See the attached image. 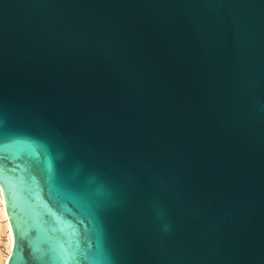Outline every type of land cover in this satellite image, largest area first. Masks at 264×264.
<instances>
[{
	"label": "water",
	"instance_id": "obj_1",
	"mask_svg": "<svg viewBox=\"0 0 264 264\" xmlns=\"http://www.w3.org/2000/svg\"><path fill=\"white\" fill-rule=\"evenodd\" d=\"M0 193L6 264H264V0H0Z\"/></svg>",
	"mask_w": 264,
	"mask_h": 264
},
{
	"label": "bare ground",
	"instance_id": "obj_2",
	"mask_svg": "<svg viewBox=\"0 0 264 264\" xmlns=\"http://www.w3.org/2000/svg\"><path fill=\"white\" fill-rule=\"evenodd\" d=\"M12 245L11 230L6 218L0 193V264H6Z\"/></svg>",
	"mask_w": 264,
	"mask_h": 264
},
{
	"label": "snow or ice",
	"instance_id": "obj_3",
	"mask_svg": "<svg viewBox=\"0 0 264 264\" xmlns=\"http://www.w3.org/2000/svg\"><path fill=\"white\" fill-rule=\"evenodd\" d=\"M15 257V248H14V254H13V258Z\"/></svg>",
	"mask_w": 264,
	"mask_h": 264
},
{
	"label": "rangeland",
	"instance_id": "obj_4",
	"mask_svg": "<svg viewBox=\"0 0 264 264\" xmlns=\"http://www.w3.org/2000/svg\"><path fill=\"white\" fill-rule=\"evenodd\" d=\"M1 248V247H0Z\"/></svg>",
	"mask_w": 264,
	"mask_h": 264
}]
</instances>
